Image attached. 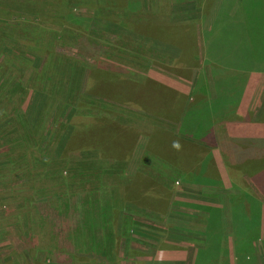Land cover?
I'll return each mask as SVG.
<instances>
[{"label": "rangeland", "instance_id": "1", "mask_svg": "<svg viewBox=\"0 0 264 264\" xmlns=\"http://www.w3.org/2000/svg\"><path fill=\"white\" fill-rule=\"evenodd\" d=\"M129 1L0 0V264H103L121 242L156 246L149 231L193 242L205 225L207 212L179 200L208 198L192 188L213 180L210 128L187 129V101L169 111L176 123L139 110L144 85L131 80L236 62L253 65L254 101L264 26L226 19L222 42L225 0Z\"/></svg>", "mask_w": 264, "mask_h": 264}, {"label": "crops", "instance_id": "2", "mask_svg": "<svg viewBox=\"0 0 264 264\" xmlns=\"http://www.w3.org/2000/svg\"><path fill=\"white\" fill-rule=\"evenodd\" d=\"M233 66L205 69L212 75L204 74V67L196 71L193 68V74L187 78L173 76L160 68H149L144 78L137 79L140 81L131 80L132 85H144L135 87L143 90L139 93L142 96H139L138 109L155 119L176 123L178 120L171 119L169 111L181 112L182 103H190L187 129L200 125L210 128L206 140L214 144V151L204 167V174L213 180L209 186L200 184L192 188V191L208 190V198L179 200L201 208V213L207 212L203 214V229L193 233V242L171 240L169 234L156 229L147 233L148 237L152 234L150 240L156 246L131 242L128 247L127 242H121L107 250L101 258L103 264H264V162L260 164L264 160V92L260 86L254 101L249 100L251 80L256 73L251 74L244 65L234 70ZM204 75L211 85L207 91L215 111L211 112L209 121L207 114L203 116L206 109L201 105V95L205 92L199 84ZM184 78L190 82L188 85ZM252 105L258 110L254 121L249 120L251 113H255ZM212 192H218L216 198L212 197ZM162 205L165 206L166 201Z\"/></svg>", "mask_w": 264, "mask_h": 264}, {"label": "trees", "instance_id": "3", "mask_svg": "<svg viewBox=\"0 0 264 264\" xmlns=\"http://www.w3.org/2000/svg\"><path fill=\"white\" fill-rule=\"evenodd\" d=\"M126 1H127V7L129 9H131V7H132L131 2L129 0H126ZM240 1H241V5L239 4V0H225V5L223 8L224 11H223V14L221 15L222 16L221 24H222L223 34L220 35V39L222 42L227 39V37L229 35L230 26L231 27L233 26V25H230L229 23L224 24L225 23L224 21H226V19L231 20V22L238 24V28H240V27L244 28L245 22H246L245 28L246 27L248 28L255 23H258L259 25L256 24V26H259L260 28H261V26H264L260 20L258 21V19L264 18V10H262V8H264V0H240ZM229 12L231 13V15L229 14ZM228 20L226 22H228ZM253 21L254 22L256 21V22L252 23ZM221 46H222V44H221ZM209 49H211V51H212V48H209ZM210 53L211 52H209V54ZM221 62H223V61H221ZM223 63H225V62H223ZM232 63L234 65L237 64L236 62H232ZM232 63L229 62L228 65H232ZM225 64H227V63H225ZM225 64H223V65H225ZM228 65H225V66L227 67ZM252 66L253 65H251L250 67H252ZM250 67H246V68L249 69ZM258 67H259V65H256L254 68L257 69ZM210 86H208V87L210 88ZM206 100H207V98L203 97L201 99V105H203V104L205 105V103L207 104ZM208 100H209V103L205 107H203L202 109H206V111H204L203 114L204 115L207 114V116H208L207 120L209 121L210 116H211V112H215V111L211 108V104H210L211 97H209ZM197 107H198V103H196V105H195V111H196ZM233 113L236 117L235 110L233 111ZM195 115H197V112H195ZM262 142L264 143V140ZM112 154L113 153H110L109 150L104 151V156L107 158L112 157L111 156ZM114 155L116 156V154H114ZM115 156H114V159H116V160H124L123 158H120V157H118L119 158L118 159ZM262 161L264 162V160H262ZM103 225H106V223ZM97 229L98 228L95 227V231H97ZM92 232L94 235L93 237H95L94 229L93 228H92V230L89 229L90 235L92 234Z\"/></svg>", "mask_w": 264, "mask_h": 264}]
</instances>
